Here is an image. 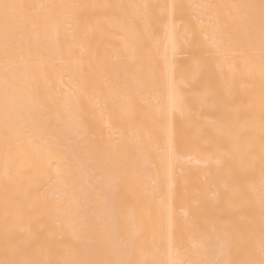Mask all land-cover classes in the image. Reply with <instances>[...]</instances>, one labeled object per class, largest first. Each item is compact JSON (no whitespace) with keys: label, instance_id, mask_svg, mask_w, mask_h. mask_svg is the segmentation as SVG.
Masks as SVG:
<instances>
[{"label":"bare ground","instance_id":"6f19581e","mask_svg":"<svg viewBox=\"0 0 264 264\" xmlns=\"http://www.w3.org/2000/svg\"><path fill=\"white\" fill-rule=\"evenodd\" d=\"M260 5L0 0V264L258 261Z\"/></svg>","mask_w":264,"mask_h":264},{"label":"snow or ice","instance_id":"6c2138e0","mask_svg":"<svg viewBox=\"0 0 264 264\" xmlns=\"http://www.w3.org/2000/svg\"><path fill=\"white\" fill-rule=\"evenodd\" d=\"M4 26H5V34L10 31L11 27L15 25L16 20L11 17L8 13V9L10 8H22L23 5H9L4 4ZM248 7V6H245ZM261 21H260V28H261V46L262 50H264V0H261ZM262 231H264V226H262ZM91 264H112L109 261H98V262H91ZM191 264H236L235 261H192ZM242 264H264V246H262L261 251V258L257 261L255 259H249L243 261Z\"/></svg>","mask_w":264,"mask_h":264}]
</instances>
